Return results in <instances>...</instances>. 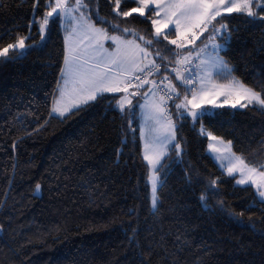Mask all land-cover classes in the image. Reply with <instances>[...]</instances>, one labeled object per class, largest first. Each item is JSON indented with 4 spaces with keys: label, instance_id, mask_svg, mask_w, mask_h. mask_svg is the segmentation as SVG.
<instances>
[{
    "label": "trees",
    "instance_id": "obj_1",
    "mask_svg": "<svg viewBox=\"0 0 264 264\" xmlns=\"http://www.w3.org/2000/svg\"><path fill=\"white\" fill-rule=\"evenodd\" d=\"M47 3L0 0V50L25 37L31 46L20 58H0V264H264V203L218 165L206 135L230 141L236 155L264 171V110L222 107L198 122L185 119L174 107L184 87L170 74L181 96L165 109L179 147L158 169L163 184L153 209L141 99L121 112V95L104 93L65 116L52 114L67 53L63 20H50L41 41ZM86 4L110 34L141 45L153 40L146 47L155 64L176 65L175 33L156 43L154 15L118 16L113 0ZM135 6L121 2V10ZM223 22L230 38L221 57L264 98V22L236 13Z\"/></svg>",
    "mask_w": 264,
    "mask_h": 264
},
{
    "label": "snow or ice",
    "instance_id": "obj_2",
    "mask_svg": "<svg viewBox=\"0 0 264 264\" xmlns=\"http://www.w3.org/2000/svg\"><path fill=\"white\" fill-rule=\"evenodd\" d=\"M35 2V0H34ZM122 0H113V12L122 17H130L133 14L138 16H147L151 18V15L159 16L160 12H164L165 18L163 20H151V24L155 26V42L163 43V41L168 40V34L163 32L164 29L169 28V25H172V33L178 35V38L181 40H186L188 33H192L194 39L198 38L195 32H192V28H199L201 25H204V30H207V25L212 24L213 21H217V17H221V20L217 21L219 27L216 25L212 26L213 33H219L224 41V44H216L213 47L217 50V54L211 58V63L209 65L210 69L215 70L216 75L222 76L227 79L232 74V69L228 68L227 63L219 55L220 50H223L230 38V31L224 19H227L233 13L244 14L247 17L251 18V22L261 21L264 22V2L261 0H132V3L137 5L132 7L130 10H121ZM127 3V0H124ZM164 5L161 7V5ZM47 6L50 8L49 11L42 18V22L39 24V31L41 32V41L43 42L45 37L43 33L47 30L50 20L52 22H59L62 19L68 21L69 24H75L76 27L71 29V32H75L77 28L85 34L90 43L83 50L78 51L71 44V33L66 40L69 42L67 47V54L64 58V69L61 71V80L62 84L59 85L60 99L62 100L66 94L75 93L81 96L80 103L87 104L89 101H96L98 97L104 99V93H115L124 91L127 92L128 88L117 86L116 80L117 77L123 74L126 71L137 69L141 73H145V77L141 80L140 76H136L135 79L140 81L139 87H143L144 84L151 83L156 85V81H148L147 74L152 73L154 68L156 72H159V65L155 64V61L152 62V66H145L144 68H139L136 59L135 52L130 49L124 48L122 50L119 37L109 36L105 29L97 28L93 23H91V17H85L83 12H80L79 19L73 15L74 12L79 11V9H87L88 5L84 0H72L71 4L69 0H48ZM256 8L258 11H254ZM227 14V15H226ZM175 17V19H172ZM194 23H189L193 22ZM100 23H110L109 21L100 19ZM113 30L118 28V25H111ZM124 33H128L130 29H120ZM162 37V39H161ZM25 38H20L15 44H9L7 47H4L0 50V58H4V61L7 62L10 59H17L24 56L28 50V47L25 45ZM143 40V37H140ZM101 40H110L115 44V51L108 52L107 49H104L103 44L100 43ZM171 44L176 45L177 40H171ZM145 45H153V40H146ZM183 47V43L178 45ZM139 48V45L136 46ZM9 49L14 50V55L9 57ZM91 49V51H89ZM142 53L147 55L145 49H140ZM169 52H172V49H168ZM203 51V49H201ZM174 56L178 57V53H173ZM157 55H160L157 51ZM98 57V58H97ZM163 59V57H161ZM177 63L181 61L176 60ZM147 69V72H146ZM173 72L176 73V79L182 83L184 86V95L183 99L179 103H174V107L177 110L181 111V116L185 119L190 117L192 121H201L205 119L209 114V109L203 108L202 103L205 101L208 104L215 105V97L226 95L224 92H214L212 95H207L205 93L203 82L200 81V93H204L203 96L198 98L197 90L195 87H192L193 76L184 77L181 76L177 69H173ZM167 80V77H164ZM163 83V81H161ZM239 84V82H235ZM69 84L72 85L69 89ZM243 89V95L247 99L246 104H241V108L248 107L249 104H255L259 106L260 110H264V98L261 96V92L255 91L252 88H248L242 84L239 85ZM168 87L170 88L169 98L172 96L179 98L181 93L176 91L175 85H172L169 82ZM151 91V88L148 89ZM264 91V89H262ZM148 93L145 92L144 95ZM134 95V93L132 94ZM191 96V99H189ZM227 100H225V103ZM239 102V100H237ZM57 104L60 103L58 100ZM125 103L131 104V100L127 96L122 97L116 101L118 109L123 112L125 108ZM191 105V108L189 107ZM216 107H222L223 105H215ZM73 107H79V104H74ZM233 108L236 107V104L232 105ZM196 109L197 111H193ZM71 109H64L63 111L59 107H53V113H59L61 116L64 115V111H70ZM161 111H163L161 109ZM59 118V117H57ZM134 118V117H133ZM151 118V117H150ZM203 131V129H202ZM206 135H211V133H206ZM169 139H175V130L174 127L171 132V136H165L162 140L157 138L158 142L166 143ZM212 139H218L217 137H212ZM229 145L231 142H228ZM147 148L148 145L146 144ZM174 147H179V144H175ZM213 151H219L213 145H209ZM144 159L149 160L151 163V158L146 154ZM239 160L241 165H244V161ZM246 167V166H245ZM249 173L256 172V169H248ZM229 176H233L236 172H241L242 169L233 165L227 168ZM259 176L264 178V171L259 172ZM151 187H152V207L156 209L157 206V188L159 185H162L163 182L159 180L157 175L150 177ZM237 184H256L257 193L260 200V203H264V182L258 183L255 180L251 179V176L247 178H241L236 181ZM215 181H213V185ZM211 187V186H210ZM39 191V185H37V192ZM203 200L204 197L202 196ZM0 231H2V226H0Z\"/></svg>",
    "mask_w": 264,
    "mask_h": 264
},
{
    "label": "rangeland",
    "instance_id": "obj_3",
    "mask_svg": "<svg viewBox=\"0 0 264 264\" xmlns=\"http://www.w3.org/2000/svg\"><path fill=\"white\" fill-rule=\"evenodd\" d=\"M71 2L72 0H69L70 4ZM84 2L86 3V0H84ZM166 2H168V0H166ZM261 2H264V0H261ZM163 6L164 5L162 4L161 7ZM90 9L91 8L89 6L87 9L81 8L79 9V11L74 12L73 15L76 16L77 19H79L80 12H83L85 17H89ZM254 11H258V10L254 8ZM164 18H165L164 12H160L159 16L154 15L155 20H163ZM219 18L220 17H217V21ZM172 19H175V17H173ZM62 20H63L62 27H63V36L65 40V46H66V53H67V47L69 43L66 40V37H68L70 33H71V44L74 48H76L78 51H81L85 47H87L90 41L85 36V34L82 33L78 28L75 32H71V29L76 27V25L69 24L68 21L65 19H62ZM217 21H213L212 24H208L207 30H204V25H201L199 28L193 27L192 32H195L198 38L194 39L192 37V33L189 32L187 39L184 40L185 45L183 47L178 46L180 45L179 42L181 39L178 38L177 34H175L174 38L169 39V41L174 40V39L177 40L176 45L179 51L178 59L181 62L176 63V64H183V65H187L190 67H195L197 69V72H198L197 78H196L197 81L193 79L192 85H195L194 87L197 90L198 98L204 95V93H200V90H199L200 81H202L204 85L205 93H207V95H212L214 92H224L226 94L223 96L215 97V105H223L222 107L233 108L232 105L236 104V107L233 109H244L240 107L241 104L247 103V99L243 95V89H241L239 86L242 83L238 79L233 77L232 74L227 79L223 78L222 76H218L216 75L215 70H212L209 67L211 63V58L217 54V50L213 47V45L224 44L219 41V39L222 38L221 35L219 33H213L212 31L213 25H216V27H219V24L217 23ZM91 23H93L95 27L97 28L105 29L101 25H97L92 19H91ZM189 23L190 24L194 23V21L189 22ZM172 27H173L172 25H169V28L164 29L163 32L165 34L171 33ZM47 30L43 33L44 36L46 35ZM154 30H155V26H154ZM106 32H107V35L109 36H116L114 34H110L107 30ZM117 37H119V40H124V43H121L122 50L124 48H127L135 52V59H136V63L139 68H143L154 61L153 55L151 54L149 49L146 47V45H144L143 43L141 45L140 41H138L137 39H133V38L125 39L124 36H117ZM100 43L103 44L104 49H107L108 52L115 51V44L112 41L101 40ZM137 45H139V48L136 47ZM140 49H145L147 52V55L142 53ZM201 49H203V51H201ZM89 51H91V49H89ZM221 51L222 50H220L219 55ZM135 70L136 69L126 71L120 75L121 77L118 76L117 78L119 79L120 77L121 80L123 81L127 79V77H129L130 75H133L132 72ZM237 81L239 82V84L235 83ZM61 84H62V80H60L59 85ZM68 87L69 89H71L72 85L69 84ZM117 93L120 94L122 98V97H125L124 95L126 92L123 91V92H117ZM147 93H148L147 98L148 100H150L148 102L149 112L142 111L140 113L141 114L140 115L141 136H142V142H143L144 155L147 154L151 158V163L149 162V160H146L150 166V177H152L154 174L159 177L158 169L162 165L163 160L165 156L169 153L170 149L176 144V131H175V139H169V141L166 143L158 142L157 138H160L162 140L165 136L170 137L173 127L175 130L176 126L173 120L166 118L165 106L162 102L158 103L156 101L155 93L153 92V89L151 88V91H148ZM80 99H81L80 95L75 94V93H69V94H66L64 98L61 100L60 91L58 87V92L54 99L53 107H59L62 111L64 109H71L70 111H64V115H66L77 108V107H73V105L75 104L77 100H80ZM189 99H191V96H189ZM58 100L60 101L59 104L56 103ZM130 100H131L130 105H133L134 100L133 99H130ZM181 100L179 99L175 103H179ZM225 100H227L226 103H225ZM237 100H239V102H237ZM215 105L208 104L206 102V98H205V101L202 103L203 108H207L210 110L209 114L213 113L215 110L219 108H222V107H216ZM248 106H256V105L249 104ZM128 107H129V104L125 103L124 109ZM189 107L191 108V105H189ZM161 109L163 111H161ZM192 110L197 111L196 109H192ZM52 114L54 116H61L59 113H53V111H52ZM206 133H209V132H206ZM207 136L209 137V145H213L216 149H219V151H213L212 148L209 147V150H208L209 154L214 158V160L218 163V165L223 170L227 172L228 167L235 165L238 168L242 169V173L236 172L232 176V177H236L237 180L251 176V179L257 181L258 183L264 182V178H261L259 176L260 171L254 166L248 164L245 161V159L236 155L232 150L231 144L229 145L227 141L220 139L218 137H217L218 139H212V137H216L212 134L210 136L209 135ZM146 144L148 145L147 148L145 147ZM237 158H239L240 160H243L244 165H241ZM248 169H256V172L249 173ZM150 185H151V179H150ZM239 185L252 186L257 193L256 184H251V185L239 184ZM159 187L160 185L158 186L157 192H156L157 198H158ZM261 190H264V188H262ZM151 201H152V187H151ZM157 202H158V199H157Z\"/></svg>",
    "mask_w": 264,
    "mask_h": 264
},
{
    "label": "built area",
    "instance_id": "obj_4",
    "mask_svg": "<svg viewBox=\"0 0 264 264\" xmlns=\"http://www.w3.org/2000/svg\"><path fill=\"white\" fill-rule=\"evenodd\" d=\"M183 43V45H185V41L184 40H180L179 44ZM160 66L159 68V72H156L155 69H152V73L151 74H147V79L148 81H156V85H152L151 83H148L147 85H150L156 94V98L159 101H163L164 106L167 110L170 109L171 104L177 99V97L172 96V98H169L170 95V88L168 87L169 82H171L172 85H174V79L172 78V75H176L175 72H173V69H177L179 71V73L183 74V75H187V76H193L196 78L197 76V69L195 67H190L187 65H183V64H176L174 66H170L167 64H157ZM151 67V66H149ZM169 70V74H165L163 73L164 71ZM147 72V69H146ZM136 76H140L141 80L145 77V73H139L137 75H134L130 78L129 80V87L133 88V89H137L140 88L138 85L140 84V81H137L135 79ZM167 77V80L164 79V77ZM161 81H163V83H161ZM146 85V84H144ZM166 118L167 119H171V115L169 113L166 114Z\"/></svg>",
    "mask_w": 264,
    "mask_h": 264
},
{
    "label": "crops",
    "instance_id": "obj_5",
    "mask_svg": "<svg viewBox=\"0 0 264 264\" xmlns=\"http://www.w3.org/2000/svg\"><path fill=\"white\" fill-rule=\"evenodd\" d=\"M115 35V34H114ZM116 36H120V35H116ZM125 39H129V38H125ZM127 41V40H126ZM118 42H122V43H124V40H119ZM138 72V70L136 69L135 71H133L132 73L133 74H135V73H137ZM120 76V75H119ZM128 76V75H127ZM131 76V75H130ZM129 76V77H130ZM121 77V76H120ZM119 77V79L117 78V80H116V84H117V86H120L121 88H123V87H127L128 88V85H127V82H128V77H127V79H125V80H121V78ZM197 81V80H196ZM181 83V82H180ZM182 84V83H181ZM195 85H192V87H194ZM184 87V86H183ZM120 92H123V91H120ZM148 92V91H147ZM134 93V95H132ZM108 94H113V95H120V94H118L117 92H115V93H108ZM124 96H127L129 99H137V98H139L138 100H140L141 99V101H142V104H141V112L142 111H145V112H149V105H148V102L150 101V100H148V98H147V95H144V93L143 92H135V91H132V90H130L129 88H128V91L125 93V95ZM81 100V99H80ZM80 100H77L76 102H75V104H79V107L81 106V105H83V103H80ZM129 107H130V105H129ZM78 108V107H77ZM62 116H65V115H62Z\"/></svg>",
    "mask_w": 264,
    "mask_h": 264
}]
</instances>
